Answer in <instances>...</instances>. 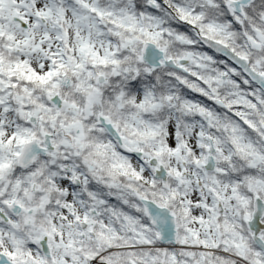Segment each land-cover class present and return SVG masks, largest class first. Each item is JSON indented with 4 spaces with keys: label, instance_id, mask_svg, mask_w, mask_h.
<instances>
[{
    "label": "snow or ice",
    "instance_id": "snow-or-ice-1",
    "mask_svg": "<svg viewBox=\"0 0 264 264\" xmlns=\"http://www.w3.org/2000/svg\"><path fill=\"white\" fill-rule=\"evenodd\" d=\"M0 264H264V0H0Z\"/></svg>",
    "mask_w": 264,
    "mask_h": 264
}]
</instances>
